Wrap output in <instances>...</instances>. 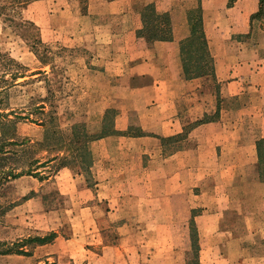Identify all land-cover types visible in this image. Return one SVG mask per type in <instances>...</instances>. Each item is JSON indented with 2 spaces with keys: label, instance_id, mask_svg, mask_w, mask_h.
Here are the masks:
<instances>
[{
  "label": "crops",
  "instance_id": "obj_1",
  "mask_svg": "<svg viewBox=\"0 0 264 264\" xmlns=\"http://www.w3.org/2000/svg\"><path fill=\"white\" fill-rule=\"evenodd\" d=\"M260 1L32 3L28 10L44 41L90 51L77 60L83 97L96 109L87 114L92 120L98 116L93 127L98 134L106 114L114 112L115 133L89 143L88 171L59 163L53 176H45L58 160L44 158L38 176L10 183L36 192L53 181L63 194L84 190L108 202L124 190H153V203L161 202L164 192L176 197L189 190L191 200L174 210L168 225L194 226L195 264H264V162L258 153L264 140V40L252 20ZM148 7L170 15L172 40L149 44L138 36ZM196 8L202 11L214 73L188 78L181 42L190 33L188 11ZM206 194L210 206L203 201ZM89 211L82 209L85 215ZM95 219L88 224L98 226Z\"/></svg>",
  "mask_w": 264,
  "mask_h": 264
},
{
  "label": "rangeland",
  "instance_id": "obj_2",
  "mask_svg": "<svg viewBox=\"0 0 264 264\" xmlns=\"http://www.w3.org/2000/svg\"><path fill=\"white\" fill-rule=\"evenodd\" d=\"M3 5L9 3L0 0V6ZM29 7L8 8L3 13L0 10V108L6 113L14 111L35 120H48L38 110L43 105L48 116L52 114L55 118L49 126L61 130L65 136L75 124L85 125L96 135L93 127L99 124L98 116L92 120V115L87 114L96 109L90 99L83 97L82 68L77 65V60L90 51L74 47L71 42L44 41ZM253 29L264 40V14L255 19ZM12 74H17V78L12 80ZM115 117L113 112L111 124ZM17 127L20 142L27 138L31 144L19 147L14 159L41 161L57 155L47 151L45 154L44 148L38 146L45 138L46 128L31 122H20ZM68 160L80 170L75 160ZM59 163L51 164L45 176H53ZM10 166L12 163L2 170L7 171ZM2 176L0 243L13 244L51 233L56 238L46 245L27 247L26 251L31 253L28 256L0 255V264H184L189 259L195 260L199 246L194 226L168 225L174 210L180 212L191 200L189 190L176 197L164 192L159 203H153V190H124L121 201L108 202L84 190H67L63 194L53 181L36 192L18 190L17 185L2 181ZM205 196L203 201L210 206V197ZM84 208L92 209L88 216L82 213ZM92 217L98 226L88 224V218ZM156 220L162 224L155 226Z\"/></svg>",
  "mask_w": 264,
  "mask_h": 264
},
{
  "label": "trees",
  "instance_id": "obj_3",
  "mask_svg": "<svg viewBox=\"0 0 264 264\" xmlns=\"http://www.w3.org/2000/svg\"><path fill=\"white\" fill-rule=\"evenodd\" d=\"M39 0H6L9 6H0L1 13L8 8L14 9H26L30 4ZM231 3L235 0H230ZM264 14V0L260 1V8L258 12L252 17V20L259 19ZM144 29L138 34L140 38H144L149 44L154 41H169L173 39V24L169 14H158L156 11L148 7L143 13ZM188 24L190 33L189 36L181 42V56L184 68V73L188 78L201 77L204 75H211L214 73V59L208 50V44L206 35L204 33L203 16L200 8L192 9L188 11ZM10 62L16 63L10 59ZM17 78V74H12V80ZM38 110L42 115L48 118L35 120L30 118V115H20L14 111L9 113L3 112L0 108V174H2V181L11 182L24 175H35L37 169L44 167L45 163H49L52 160H58L61 166L74 167L73 162L68 159L76 161V165L79 166L81 171H88V168L92 161V154L89 149V143L96 138L104 137L115 133L113 128L114 124H111L110 116L113 113L109 111L104 119V126L99 134H91L85 125L75 124L71 128V133L65 136L61 130L50 127L49 124L55 121L54 116L45 111L43 105L39 106ZM20 122H31L46 128L45 138L38 146L44 148L47 152H56L58 156L53 159L39 165L40 160L34 158L28 159V162L18 156L19 147H28L31 144V140L25 138L20 142L18 136L17 125ZM130 134L140 133L138 130L130 129ZM64 152V153H63ZM68 153V154H66ZM258 153L260 160L264 162V140L258 144ZM61 154V156H59ZM24 161H23V160ZM14 161L15 163H13ZM8 163H12V166L7 168V171L2 169L6 168ZM36 172V173H35ZM1 183V181H0ZM56 238V234L51 233L46 237H29L21 240L17 243H0V255H31L29 251H26L27 247L42 246L51 243ZM192 262V261H191ZM197 262L196 257L193 264ZM53 264V263H45ZM189 264V261H188Z\"/></svg>",
  "mask_w": 264,
  "mask_h": 264
}]
</instances>
